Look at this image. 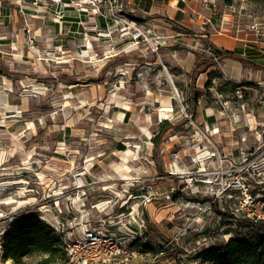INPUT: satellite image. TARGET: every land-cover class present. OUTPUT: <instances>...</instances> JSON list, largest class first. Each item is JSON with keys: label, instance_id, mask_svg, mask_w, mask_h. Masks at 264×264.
Here are the masks:
<instances>
[{"label": "rangeland", "instance_id": "rangeland-1", "mask_svg": "<svg viewBox=\"0 0 264 264\" xmlns=\"http://www.w3.org/2000/svg\"><path fill=\"white\" fill-rule=\"evenodd\" d=\"M138 1L63 8L79 22L59 25L52 4L0 0V264L5 232L27 215L65 233L84 214L133 223L140 264H201L205 247L264 233L236 211L264 203V70L239 77L229 61L225 73L199 37L246 28L264 40V0ZM125 21L163 37L159 50L134 46ZM187 52L214 63L202 88L182 70ZM165 121L174 129L154 151Z\"/></svg>", "mask_w": 264, "mask_h": 264}, {"label": "trees", "instance_id": "trees-1", "mask_svg": "<svg viewBox=\"0 0 264 264\" xmlns=\"http://www.w3.org/2000/svg\"><path fill=\"white\" fill-rule=\"evenodd\" d=\"M182 4V3H181ZM180 4V5H181ZM213 50V59L216 60H235L245 68L259 70L260 66L254 65L250 60L242 58L237 50H224L215 45L211 46ZM205 60L202 65L198 60ZM196 67L191 73L193 80L197 79L200 73L206 71L213 66V62L206 61V57L202 54H196ZM192 90L195 94L202 92L197 90L195 86ZM197 101V96H195ZM161 129L154 135L153 146L154 151L157 150L163 142V137L172 129V123L164 122ZM251 227L263 226V222L255 223L251 219ZM248 231L241 237L229 239L226 243L212 245L203 248L196 255V259L201 264H264V233L257 234ZM139 243H135V247H139ZM63 235L56 229L48 225L43 219L37 215L20 216L14 220L5 232L2 240L3 261H11L13 264H62L66 261V252L64 249ZM146 253H154V248L145 246ZM164 252V251H162ZM36 256H40L36 262L31 263L29 260Z\"/></svg>", "mask_w": 264, "mask_h": 264}, {"label": "built area", "instance_id": "built-area-1", "mask_svg": "<svg viewBox=\"0 0 264 264\" xmlns=\"http://www.w3.org/2000/svg\"><path fill=\"white\" fill-rule=\"evenodd\" d=\"M35 0L34 5L52 4L55 7V19L59 25L65 22L63 8L79 7V13H87L85 6L90 5L92 0ZM102 3L103 0H97ZM101 8L98 9V12ZM80 15V14H79ZM102 17V15H101ZM84 23V22H82ZM126 30L132 34L134 46L141 43H150L157 52L160 48L163 37L146 32L145 28L133 21L126 22ZM254 208L251 211L249 208ZM240 214L246 215L253 222L258 223L264 220V203L256 205L253 198L250 197L244 205L236 210ZM84 219L77 225L76 233L55 227L56 231L64 237V249L66 252V261L62 264H128L131 259L136 257V253L131 249V242L138 236L137 227L133 223L123 224V227L115 223H107L102 220L99 223L94 222L95 216L84 214Z\"/></svg>", "mask_w": 264, "mask_h": 264}, {"label": "crops", "instance_id": "crops-1", "mask_svg": "<svg viewBox=\"0 0 264 264\" xmlns=\"http://www.w3.org/2000/svg\"><path fill=\"white\" fill-rule=\"evenodd\" d=\"M147 1L149 2L148 3L149 10L155 9L157 11L162 10L163 8H166V6L168 4L172 3L171 0H147ZM175 1H177V0H175ZM179 1L186 3L188 0H179ZM138 2H140V4L142 3L141 0H139ZM143 2L145 4L144 5V8H145L147 2H146V0H143ZM182 12H183V10H182ZM83 18L85 19L86 16H84ZM65 19L67 20V21H65L67 24H68V22H72L75 25L76 23L79 22L76 14L74 15V17L66 16ZM259 20L264 21V15H261ZM98 21L100 22L101 27L106 26V23L104 22L103 18L98 17ZM182 22H185V20L183 18H182L181 23ZM207 23H208V21L203 22V25H208ZM154 26H156V25H154ZM186 27L188 29L192 30V27L188 23H187ZM72 28H75V27H72ZM201 29H203V27H201ZM210 32H211V30L208 32V34L199 35V37L204 38V39L207 38L206 41H209L210 43H212V45H215L220 49L231 50V51L237 50L238 53H240L242 58L250 60L254 65L260 66V69L264 70V40L257 38L259 31L258 32L257 31H249L248 29L243 28V30L239 29V31L235 35H232V36L228 35V37L227 36L218 37L216 34L214 35V34H211ZM197 40L201 41V39H197ZM189 55H194V57L192 59L193 66H192L191 71H190L191 68H188V65L186 63L187 62L186 60H188ZM244 56H247V57H244ZM229 61H233L236 65L239 66L240 70L238 68V71H237L239 77L243 76L245 72L248 73V72L252 71V69L244 68L241 63H239L235 60H232V59L227 60L226 59V60H223L221 63V69L225 73H229L227 70V67L229 66L227 64L229 63ZM196 62L197 61H196L195 54L193 52H187V54L184 56V63L182 65V70L186 74H190L194 70ZM260 69L257 70L258 74L261 73ZM209 74H210L209 69H207L206 71H204L198 75L199 78H198L197 88H199V87L202 88L207 83L208 78L210 77ZM7 200L1 201L0 203L1 204H4V203L9 204L7 202ZM11 204H15V203L11 202ZM162 220H157V222L160 223V222H162ZM139 262H140V260H138V259H131V261L128 264H140ZM146 264H148V262Z\"/></svg>", "mask_w": 264, "mask_h": 264}, {"label": "bare ground", "instance_id": "bare-ground-1", "mask_svg": "<svg viewBox=\"0 0 264 264\" xmlns=\"http://www.w3.org/2000/svg\"><path fill=\"white\" fill-rule=\"evenodd\" d=\"M167 77H169L170 79H171V81H172V78L170 77V75H166ZM173 82V81H172ZM173 84V83H172ZM125 179H128V178H125ZM124 179V180H125ZM1 216V215H0ZM7 264H11V262L10 261H7Z\"/></svg>", "mask_w": 264, "mask_h": 264}]
</instances>
